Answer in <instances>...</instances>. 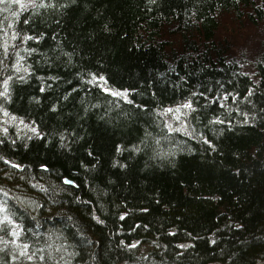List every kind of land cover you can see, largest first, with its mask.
<instances>
[{
  "label": "trees",
  "instance_id": "16d2710c",
  "mask_svg": "<svg viewBox=\"0 0 264 264\" xmlns=\"http://www.w3.org/2000/svg\"><path fill=\"white\" fill-rule=\"evenodd\" d=\"M22 2L0 264H264V0Z\"/></svg>",
  "mask_w": 264,
  "mask_h": 264
},
{
  "label": "snow or ice",
  "instance_id": "6c2138e0",
  "mask_svg": "<svg viewBox=\"0 0 264 264\" xmlns=\"http://www.w3.org/2000/svg\"><path fill=\"white\" fill-rule=\"evenodd\" d=\"M8 2H9V3L20 4L21 7H24V4H23L22 0H8ZM33 2H34V0H33ZM3 3H5V0H0V4H3ZM17 70H19V69H17ZM105 90H107V89H105ZM6 95H7V85L5 84V91H4V92H0V96H6ZM112 95L126 96V93L113 92ZM183 107H185V108H191L192 105H191V103H188V104L183 105ZM167 111L171 112V111H173V110H172V109H168ZM175 111H176L177 113H179L180 109L177 108ZM177 119H179V117H177ZM169 129L172 130L170 125H169ZM32 130L35 131V129H32ZM176 130H179V129H176ZM14 166H15V165H14ZM65 183H71V181H65ZM0 192L4 193V195L7 196V193L4 192V190H3L2 188H0ZM2 203H3V201H0V204H2ZM3 211H5V209H3L2 207H0V212H3ZM8 219H9V218H8L7 215H5V216L3 217V220H4V221H8ZM0 222H2V221H0ZM12 235H13V236H19V232L13 230ZM27 247H28L27 244H25V245L23 246V248H24L25 250L27 249ZM25 254H26V251H22V252H21V255H25ZM31 258H32V257L30 256L29 259H31ZM41 259H42V257H41Z\"/></svg>",
  "mask_w": 264,
  "mask_h": 264
},
{
  "label": "rangeland",
  "instance_id": "374dc122",
  "mask_svg": "<svg viewBox=\"0 0 264 264\" xmlns=\"http://www.w3.org/2000/svg\"><path fill=\"white\" fill-rule=\"evenodd\" d=\"M242 45L244 46V47L242 46V50H244V54L246 55V52H247V53H250L252 56L256 55L255 49L258 46L261 47L260 42H258V44L256 45L255 41H253L252 38H249V37H247V39L244 41V44H242Z\"/></svg>",
  "mask_w": 264,
  "mask_h": 264
}]
</instances>
